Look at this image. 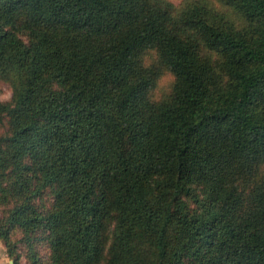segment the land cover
Segmentation results:
<instances>
[{
  "label": "trees",
  "instance_id": "1",
  "mask_svg": "<svg viewBox=\"0 0 264 264\" xmlns=\"http://www.w3.org/2000/svg\"><path fill=\"white\" fill-rule=\"evenodd\" d=\"M4 84L11 264H264V0H0Z\"/></svg>",
  "mask_w": 264,
  "mask_h": 264
},
{
  "label": "rangeland",
  "instance_id": "2",
  "mask_svg": "<svg viewBox=\"0 0 264 264\" xmlns=\"http://www.w3.org/2000/svg\"><path fill=\"white\" fill-rule=\"evenodd\" d=\"M174 1L178 2V0H174ZM172 78L173 77L170 73H166L161 77L155 89L156 96H161L162 94L166 93L169 90V85L172 81ZM11 94H12L11 88L7 84H4L0 97L2 99H8L11 96ZM0 260L2 261L0 264H11L13 262V259L7 254L6 247L4 246L1 240H0ZM21 264H25V259H22Z\"/></svg>",
  "mask_w": 264,
  "mask_h": 264
},
{
  "label": "crops",
  "instance_id": "3",
  "mask_svg": "<svg viewBox=\"0 0 264 264\" xmlns=\"http://www.w3.org/2000/svg\"><path fill=\"white\" fill-rule=\"evenodd\" d=\"M5 250V249H4ZM2 261L0 260V263H1Z\"/></svg>",
  "mask_w": 264,
  "mask_h": 264
}]
</instances>
